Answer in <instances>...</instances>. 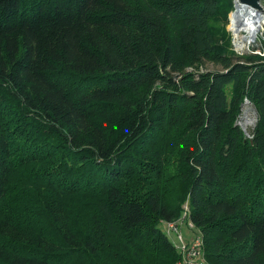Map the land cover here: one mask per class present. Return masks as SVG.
Returning a JSON list of instances; mask_svg holds the SVG:
<instances>
[{
  "label": "trees",
  "instance_id": "1",
  "mask_svg": "<svg viewBox=\"0 0 264 264\" xmlns=\"http://www.w3.org/2000/svg\"><path fill=\"white\" fill-rule=\"evenodd\" d=\"M231 8L0 0V264H182L183 212L204 262L264 264V22L235 53Z\"/></svg>",
  "mask_w": 264,
  "mask_h": 264
},
{
  "label": "rangeland",
  "instance_id": "2",
  "mask_svg": "<svg viewBox=\"0 0 264 264\" xmlns=\"http://www.w3.org/2000/svg\"><path fill=\"white\" fill-rule=\"evenodd\" d=\"M260 3H261V1H260ZM261 6H262V9H261L260 13L263 14V22H264V3H261ZM230 10H232V8ZM230 10L228 11V13L230 12ZM239 11L240 10L237 8L235 16ZM261 19H262V15H261ZM263 22L260 23L261 28H259L257 30L256 34L253 35V37L251 36L252 38H250L247 30L244 27H238L235 30H233V33L230 32V34H231L230 42L232 45L231 47L235 53L248 51L252 46H254L257 43L256 37L262 31ZM226 26H228V23H226ZM230 28L233 29L232 28V16H231ZM208 67H210V66L208 65ZM241 110H242V112L240 114V117L236 118L235 122L238 125L243 123L242 125H243L244 130H245L244 135L247 136L248 131H250V129L252 127V123L250 121L252 118L255 117V113L253 114V109L251 108V106L249 104H245V105L242 104ZM176 230H178L180 235H182V237L185 238V241L191 239L192 232H194V233L197 232L194 229V226L189 227V226H187L186 222H182V223L178 224ZM165 234L167 235L168 239L171 241V244L173 246H175L177 243L176 237L171 233V231H168V233H165Z\"/></svg>",
  "mask_w": 264,
  "mask_h": 264
},
{
  "label": "built area",
  "instance_id": "3",
  "mask_svg": "<svg viewBox=\"0 0 264 264\" xmlns=\"http://www.w3.org/2000/svg\"><path fill=\"white\" fill-rule=\"evenodd\" d=\"M258 54H262L263 51L258 52L256 49L254 50ZM183 209H185L184 206H182ZM185 215L183 212L181 215H179L176 220L172 222H163L162 227L163 231L165 233H168V231H171V233L176 237L177 243L175 245V248L179 250L180 256L179 260L182 262V264H208L207 262H204L201 258V247L200 242L201 238L199 234L192 232V236L190 240L185 241V238L180 235L179 231L176 230L178 224L182 222H186L187 226H193V224L189 221H183L182 217Z\"/></svg>",
  "mask_w": 264,
  "mask_h": 264
},
{
  "label": "bare ground",
  "instance_id": "4",
  "mask_svg": "<svg viewBox=\"0 0 264 264\" xmlns=\"http://www.w3.org/2000/svg\"><path fill=\"white\" fill-rule=\"evenodd\" d=\"M236 10L232 16V30L238 27H244L251 38L258 30V25L261 22V14L257 10H254V8H249L246 11L240 10L235 16Z\"/></svg>",
  "mask_w": 264,
  "mask_h": 264
},
{
  "label": "water",
  "instance_id": "5",
  "mask_svg": "<svg viewBox=\"0 0 264 264\" xmlns=\"http://www.w3.org/2000/svg\"><path fill=\"white\" fill-rule=\"evenodd\" d=\"M231 1H232V10H230V12L228 13V25H229V23H231V16L234 15V12L237 8H239V10H241V11H246V10H249V8H254V10H257L259 13L261 12V9H262L260 0H231ZM261 15H262L261 22H263V14H261ZM259 28H261L260 24L258 25V29ZM226 29H228L229 32L233 33V30L229 26H226ZM243 104L244 105L248 104L247 100L243 99ZM254 113H255V111L253 110V114ZM253 121H254V118H252L250 122L253 124ZM242 124H240L239 126H240V128H242V130H243L242 132L244 133L245 130H244V127Z\"/></svg>",
  "mask_w": 264,
  "mask_h": 264
}]
</instances>
